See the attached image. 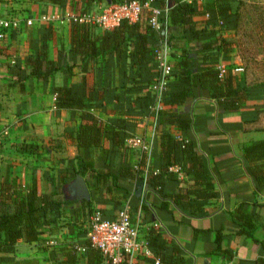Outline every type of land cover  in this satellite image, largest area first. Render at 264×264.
Here are the masks:
<instances>
[{
	"label": "trees",
	"instance_id": "1",
	"mask_svg": "<svg viewBox=\"0 0 264 264\" xmlns=\"http://www.w3.org/2000/svg\"><path fill=\"white\" fill-rule=\"evenodd\" d=\"M81 1L83 5L79 13L88 14L96 0ZM127 1L130 0H113L112 3ZM139 1H149L151 6L163 8L168 0ZM171 3L165 15L170 45L180 47L178 42L187 45L180 47L181 59L172 64L170 79L162 93L163 108L157 113V125L163 126L159 134V164L156 167L151 162L145 178L133 169L129 158L131 149L126 145V139L133 135L138 122L148 114L152 102L158 37L149 23L151 11L144 8L137 20L122 19L117 26L101 34L95 33V25L91 22L71 20L69 47L65 52L59 50L56 60L48 57V41L54 37L52 27L41 28L34 42L35 52L28 56L26 62L31 67L30 73L16 79L34 76L45 82L56 72H62L63 82L52 86L54 105L56 111L68 110L71 121H78L77 126L67 127L63 132V137L76 146L77 153L73 161L59 170L57 179L45 174L50 189L41 191L35 183L23 191L7 180L0 184V264H37L28 259H15L16 242L19 239L29 243L39 241L43 225L49 226L51 232L58 231L61 211L75 203L78 206L70 208L74 224L85 223L95 210L99 211L102 219L117 220L119 212L128 205L133 223L138 219V212H144L140 220L142 225L149 223L154 213L162 217L154 207L156 202L149 201L151 190L161 200L157 207L170 215L169 203L163 199L167 196L175 205L186 203L197 208L216 196L213 171L205 165L204 158L193 151L191 117L174 107L196 96L200 89H207L210 97L224 104L227 110L238 107V78L234 68H228L221 75L216 61L221 50L226 57L231 43L220 37L216 43V35L220 31L235 29L239 14L231 0H171ZM199 15L207 16L202 26L194 19ZM160 19L163 20V16ZM172 27L181 29L178 35L172 34ZM197 42L202 44V52L211 51V56L205 55L203 59H211L212 63L200 66L197 58L190 56V44ZM75 67L79 68L80 79L73 82ZM196 68L198 71H194ZM114 78L118 81L115 84L112 83ZM112 100L116 102L118 116L104 121L94 110L107 111V104ZM170 125L177 129L181 138L175 137L167 127ZM257 147H264V141L247 147V153ZM173 166H178L179 171H173ZM182 172L192 177V185L183 193L165 192L164 178L179 180ZM262 172L264 168H251V173L258 178ZM76 175L85 179L90 192L88 200L73 198L67 193V186ZM144 182L146 192L141 203L142 194L138 196L133 190ZM63 193L66 195L64 198L57 196ZM233 220L238 224L239 234L251 237L259 217L240 208L233 215ZM77 228L69 227V245L84 247V264H111L105 262L100 250L91 245L86 230L81 225ZM220 234V229H217L214 251L229 257L232 254L230 250L218 248ZM144 237L160 264H186L182 247L176 243L168 244L156 226H149ZM49 259L52 264H79L80 261L71 246L50 250ZM146 262L152 264L153 259L147 258ZM121 264H127V258ZM256 264H264V259H258Z\"/></svg>",
	"mask_w": 264,
	"mask_h": 264
},
{
	"label": "crops",
	"instance_id": "2",
	"mask_svg": "<svg viewBox=\"0 0 264 264\" xmlns=\"http://www.w3.org/2000/svg\"><path fill=\"white\" fill-rule=\"evenodd\" d=\"M112 2L113 0H96L90 12H96ZM231 3L237 10L238 5H235L234 0ZM82 5L81 0H0V10L4 14L21 19L19 28L13 29L0 40V127L7 129L0 145V184L7 180L23 191L35 183L41 191L48 187L50 189L45 174L57 179L59 170L74 160L76 146L63 137V132L67 127L77 126L78 121H71L66 109L55 110V95L52 91L54 84L63 82L62 72H56L45 82L34 76L25 79L16 77L21 78L23 74L30 73L31 67L26 62L28 56L35 52L34 42L42 27L51 26L54 33V37L48 41L49 59L56 60L59 50L65 52L68 49L71 20L67 15L79 13ZM171 5V0H168L164 7ZM250 7L254 9V5ZM166 14L161 13L160 18L163 16L164 19ZM41 15H55L60 19L49 23L36 20ZM206 17L199 15L194 19L202 26ZM27 18L35 20L33 25L25 24ZM242 25L246 26V30L241 28ZM104 30L107 29L95 25V33L101 34ZM179 30V27L171 28L174 36L179 34ZM241 35L246 47L239 46ZM216 36V43H219V37L231 43L226 57L221 50L216 55V61L225 70L234 68L238 78V107L225 109L224 104L210 97L207 89L198 90L196 96L189 97L183 104L174 107L176 111L191 117V134L195 143L193 151L201 155L205 165L213 171L216 196L208 199L200 208L189 207L186 203L175 205L167 196L163 199L169 203L172 210L170 215L157 207L161 200L151 190L149 201L156 202L154 207L162 217L159 218L154 213L155 216L149 223H142L141 230L144 235L147 228L157 222V229L162 231L166 242L182 247L186 264H256L258 259H264V172L258 178L251 173V168H264V155L260 156L264 154V147H257L250 153H247V147L257 141H264V14L258 16L254 10L249 11L247 17L241 18L239 14L235 29L220 31ZM178 43L180 47L187 45L185 42ZM190 45V56L197 58L200 66L212 63L211 59H203L205 55L211 56V51L202 52L200 42ZM180 47H171L172 64L181 59ZM194 71H198V68ZM73 73L71 80L76 82L80 79L79 68H73ZM115 79L112 80L113 84L118 82ZM115 103L110 101L107 111L96 109L94 112L104 121L111 120L118 116ZM167 127L175 137L181 138L173 125ZM162 129L160 124L155 131L152 128L149 131V135L150 132L154 133L151 162L156 167L159 164V134ZM142 131L143 120H140L133 135ZM136 154L137 150H130L129 158L132 163ZM171 169L179 171L178 166ZM178 178L179 180L165 177L164 191L171 194L183 193L194 182L190 175L183 172L179 173ZM142 187L145 189L146 184ZM67 193L73 197L69 189ZM57 196L64 198L66 195L63 193ZM71 207L74 205L67 210ZM240 208L259 217L251 237L239 234L238 224L233 220V215ZM143 216L144 212L142 218ZM217 229L221 233L218 248L230 250L232 254L229 257L214 251ZM41 231L39 241L29 243L19 239L16 242V260L28 259L37 264H52L49 250L55 247V241L60 243V248L70 246L68 233L62 238L61 232H51L50 227L44 225ZM49 242L53 244L50 245ZM77 256L79 264H84L83 253H77ZM147 258L150 257L139 259L138 264H147Z\"/></svg>",
	"mask_w": 264,
	"mask_h": 264
},
{
	"label": "built area",
	"instance_id": "3",
	"mask_svg": "<svg viewBox=\"0 0 264 264\" xmlns=\"http://www.w3.org/2000/svg\"><path fill=\"white\" fill-rule=\"evenodd\" d=\"M144 8L151 11L149 23L158 36V44L155 48L156 77L151 87L152 102L149 106L148 114L143 118V131L142 133L128 137L126 139V145L130 149L137 150L133 169L137 173L140 172L139 174L143 175L145 178L147 172L150 170L152 137L154 135L153 132H150L149 135V131L150 128H152V131H155L157 127V113L163 108L162 93L170 79L172 71V63L170 61V52L172 48L169 42L168 26L166 18L163 20L160 19L161 13H167L169 7L159 9L151 6L149 1L141 2L139 0H130L123 3L106 5L96 12H89L88 14L77 13L67 15V18L70 20L78 19L80 21L91 22L96 26L109 29L117 26L122 19H127L129 21L137 20ZM56 19H60V17L58 16L56 18L55 15H41L36 20L49 23ZM34 22L35 20L31 18L25 20L27 26L33 25ZM20 23L21 19L19 17L4 14L0 10V40L13 29L19 28ZM217 68L220 70L221 75L225 72L224 67L220 64H217ZM236 70H238V68H236ZM6 134L7 129L5 127H0V145ZM142 186H145V182ZM135 190L136 189H134L133 192H136ZM141 192L142 203V201H144L146 188L144 189L141 187ZM141 214L142 212L139 211L136 223L131 222L128 205L119 212L117 220L102 219L98 210L90 214L86 221V237L93 247L100 250L105 262L121 264V262L127 258V264H138L139 259L150 257L153 259L152 264H160L159 258L153 256L142 234L140 224ZM154 226L158 227L159 224L155 222ZM48 244L51 245L53 242H49ZM70 246L77 253L84 252V247L81 245L72 244Z\"/></svg>",
	"mask_w": 264,
	"mask_h": 264
},
{
	"label": "rangeland",
	"instance_id": "4",
	"mask_svg": "<svg viewBox=\"0 0 264 264\" xmlns=\"http://www.w3.org/2000/svg\"><path fill=\"white\" fill-rule=\"evenodd\" d=\"M248 1L249 0H234L235 5H238V7H236V8H237L241 18L242 17H247L249 11L251 12V10H254L256 12V15H258V16H261V15L264 14V0H250V2H248ZM257 2L259 4H257ZM252 5H254V9H252L250 7ZM255 5H256V7H255ZM242 27H243V30H246V26L242 25L241 28ZM229 33H231V32H229ZM242 38L243 37L241 35L240 39L238 40L239 46H245V43L243 42ZM77 206H78V203H75L74 207H77ZM67 209H63L61 211V214H60L59 219H58V224H57L58 231L61 232L60 233V237H62V238L64 237V234H66V233H68L70 231V229H69L70 226H72L76 230L78 229L77 227H79L80 225L82 226L83 229H85V230L87 229V222L86 223H82V224H74V222H73L74 221V217L71 216L70 209L69 210H67ZM58 245H60V243L55 241V247H53L52 249L60 248V246H58Z\"/></svg>",
	"mask_w": 264,
	"mask_h": 264
},
{
	"label": "water",
	"instance_id": "5",
	"mask_svg": "<svg viewBox=\"0 0 264 264\" xmlns=\"http://www.w3.org/2000/svg\"><path fill=\"white\" fill-rule=\"evenodd\" d=\"M141 187L139 186L136 189V194L139 196L141 193ZM67 188L71 191V195L75 198L86 199L90 198V192L86 185L85 179L76 175L75 178L68 184Z\"/></svg>",
	"mask_w": 264,
	"mask_h": 264
}]
</instances>
